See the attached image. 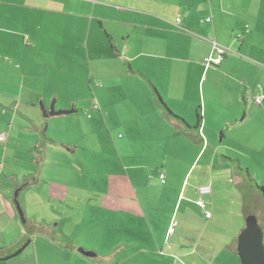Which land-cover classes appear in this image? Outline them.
I'll list each match as a JSON object with an SVG mask.
<instances>
[{
	"label": "crops",
	"instance_id": "1",
	"mask_svg": "<svg viewBox=\"0 0 264 264\" xmlns=\"http://www.w3.org/2000/svg\"><path fill=\"white\" fill-rule=\"evenodd\" d=\"M212 42L227 52L205 67ZM153 89L182 122L165 115ZM39 103L47 113L87 107L89 126L120 140L89 184V232H77L76 161L69 170L56 162L60 176L45 184L55 116ZM0 134V248L29 239L0 264H178L176 254L183 264H239L245 218L264 232L255 189L264 188V0H0ZM24 160L42 170L34 175ZM165 214L180 215L183 235L161 252ZM221 221L235 232L214 230ZM126 234L140 247L137 261L118 258L130 248Z\"/></svg>",
	"mask_w": 264,
	"mask_h": 264
},
{
	"label": "rangeland",
	"instance_id": "2",
	"mask_svg": "<svg viewBox=\"0 0 264 264\" xmlns=\"http://www.w3.org/2000/svg\"><path fill=\"white\" fill-rule=\"evenodd\" d=\"M81 94V95H79ZM75 95L79 98L82 96H89V92H75ZM41 104L39 103V111L41 112L42 115L43 111L40 106ZM60 107V105H59ZM81 107H84V101L81 102ZM61 110V109H56V111ZM82 112H77L75 114H68V115H58L50 119V123L48 125V128L46 129V135L48 138L52 139L54 143H57L56 145L52 146V152H50V160L47 162V164L43 167L45 170V178L44 181H46L45 184L52 182V174H54L55 177L60 174L57 172V169L54 167L56 162H61L59 163L61 166H64L66 170L71 169L70 167H73V164L69 162V160L76 161V166L80 167V184L83 186L82 187V197H83V202L81 204L80 208V214L82 215V220H78L80 223V226L77 229V232H89L90 230V224H89V219L88 217H84V211L87 209L89 206L87 205V200L88 197H91V193L89 191L90 186L89 184L92 182L93 186H95L96 183H99V179L97 180V177L100 178L101 176V161L103 159H114L113 156L117 154L115 151V143H118L120 140H114L111 138V136H108V134L104 131L105 127L101 125L99 128H91L89 126L90 120L88 121L87 116L91 117L92 114H94V111L90 110L89 108L85 107V109L81 110ZM100 132L103 131L104 133H100L98 137H96V133L94 131ZM121 133V132H120ZM42 137V136H41ZM140 142H133V145L131 146V150H136L139 147ZM69 145L70 150L68 151L65 149ZM54 149H59L63 150L67 154V160L61 159L56 155V153L53 151ZM129 149V148H128ZM33 153V159H36L37 156ZM163 159V158H162ZM32 161V160H31ZM30 162V161H29ZM32 164V165H31ZM22 165L24 168H28L30 170L32 167V172L34 175L39 170H42V167H39V164H36L34 161L31 162L30 164L27 163V161L24 160L22 162ZM98 169L100 171H98ZM98 171L99 173L95 172ZM44 173V171H43ZM69 179V177H66ZM95 182V183H94ZM48 186V185H47ZM100 187V186H99ZM47 201V199H44ZM55 205L58 207V204L55 202ZM87 205V206H86ZM21 208V207H20ZM44 218L39 217L40 221L42 219L47 221L50 220V218H47L46 216H43ZM203 218L205 215L203 214ZM170 219V218H169ZM204 220V219H203ZM37 223H41V222ZM56 221H50L47 222L50 227L52 225L54 226L56 224ZM104 223V221H101V223ZM206 222V221H205ZM181 220H180V215L173 216L171 217L170 220L167 218V214L163 215L161 218V229L164 231V228H167L166 236H162V234L158 237L162 239L160 241V249L161 252H163V249L166 248L167 246H170V244H173L175 239H177L179 236L181 237L183 234L181 232ZM235 222H227V221H221L218 224H216L214 230H218L220 232L221 228H225L228 233L232 234L235 232V227H234ZM167 225V226H166ZM25 229H27L30 225H23ZM200 226H204V221L200 222ZM222 231V230H221ZM37 232V231H33ZM157 232V231H156ZM161 232V231H159ZM239 234V232H238ZM237 234V236H238ZM44 236H42L43 238ZM157 237V238H158ZM164 237V238H163ZM186 237V236H184ZM125 242H129L130 248H128L126 251L118 254V258L122 259L125 256L132 255L135 261L139 260L138 256H143L142 253L137 252L139 246H136L134 244V240L131 235L126 234L125 235ZM264 241V238H263ZM121 243V242H120ZM85 245H89L88 242H85ZM220 245V244H219ZM114 244L112 249L114 248ZM169 248V247H168ZM83 249V248H82ZM109 249V248H108ZM85 252H88V250L83 249ZM102 252L107 251V248L102 247L101 248ZM173 254L175 253V250H172L171 252L167 250L166 254ZM178 257L173 256L175 258V262L178 264H183V259L180 258L179 254ZM237 261L239 262L238 257L236 256ZM173 260V259H172ZM173 260V261H174ZM155 264V263H154ZM240 264V262H239Z\"/></svg>",
	"mask_w": 264,
	"mask_h": 264
},
{
	"label": "water",
	"instance_id": "3",
	"mask_svg": "<svg viewBox=\"0 0 264 264\" xmlns=\"http://www.w3.org/2000/svg\"><path fill=\"white\" fill-rule=\"evenodd\" d=\"M44 116H57L68 115L75 112V110H54L53 106H50L49 112H45ZM16 196V193H15ZM15 204L24 222L23 212L20 208L18 201L15 199ZM264 232L258 224L257 218L254 215H248L245 218V225L239 232L236 239V254L240 264H264ZM82 254L89 255V253L79 250Z\"/></svg>",
	"mask_w": 264,
	"mask_h": 264
},
{
	"label": "trees",
	"instance_id": "4",
	"mask_svg": "<svg viewBox=\"0 0 264 264\" xmlns=\"http://www.w3.org/2000/svg\"><path fill=\"white\" fill-rule=\"evenodd\" d=\"M153 95H154L156 103L159 105L160 109L165 113V115L169 119H172L174 121L176 120V121H181L182 122V120L179 117H177V116H175L174 114L171 113V111L167 108L165 103L161 100V98L159 97V95H158V93L156 92L155 89H153ZM248 179L250 180L249 177H248ZM255 189L258 191V193L261 195V197L264 200V188L261 187V186L255 185ZM246 216H247V214H245V217ZM28 244H29V239L28 238H23L22 240H20L17 243L13 244V246L11 245V247L0 248V255H2L0 260H8V259H11V258L21 254L23 252V250L27 247Z\"/></svg>",
	"mask_w": 264,
	"mask_h": 264
},
{
	"label": "built area",
	"instance_id": "5",
	"mask_svg": "<svg viewBox=\"0 0 264 264\" xmlns=\"http://www.w3.org/2000/svg\"><path fill=\"white\" fill-rule=\"evenodd\" d=\"M206 22H209V19L205 20ZM176 22H179V18L176 19ZM227 50L219 45H217L216 43L212 42V50L211 53L209 54V56L205 59V67H214V66H218L221 61L223 60L225 54H226ZM256 102H259L258 98H255ZM5 139V136L3 134H0V141H3ZM159 179L161 180V182H164V174H160L159 175ZM200 193H205L207 192V188H201ZM199 206L203 207V203L200 200L199 201ZM210 214L208 212H205V217L209 218Z\"/></svg>",
	"mask_w": 264,
	"mask_h": 264
}]
</instances>
